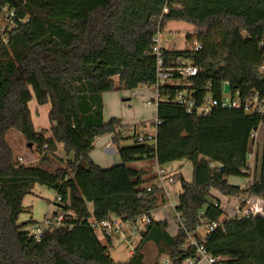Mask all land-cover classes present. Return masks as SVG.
<instances>
[{
    "label": "trees",
    "instance_id": "obj_1",
    "mask_svg": "<svg viewBox=\"0 0 264 264\" xmlns=\"http://www.w3.org/2000/svg\"><path fill=\"white\" fill-rule=\"evenodd\" d=\"M6 9L15 16L11 27L0 31V264H149L142 252L148 241L164 246L169 264H183L194 252L186 246L181 226L171 236L166 221L154 220L131 257L118 263L89 222L111 214L133 220L163 203L164 193L146 190L144 184L152 180L144 171L130 167L141 159L165 166L191 161L193 179H179L175 210L188 231L220 222L205 242L207 251L219 258L216 264H264V209L255 217L224 218L227 212L211 192L230 199L258 196L264 207V143L256 182L246 187L229 182L230 177H246L242 169L253 145L251 135L264 116L223 107L196 116L172 100L159 101L157 144L123 146L121 119L106 121L103 109L104 93L154 84L153 38L171 20L198 30L187 36L195 40L192 48H163L166 62L190 59L199 74L182 85L162 86L163 95L174 97L187 88L202 102L209 93L219 98L222 83L228 82L244 99L255 92L263 97L264 0H0L3 17ZM196 43L201 49H195ZM33 94L38 103H51L49 137L34 128L29 109ZM11 129L37 145L40 164L13 160L6 141ZM118 130L113 142L122 161L101 167L89 156L94 142ZM59 143L73 158L50 171L43 164L55 156ZM256 156L258 167V152ZM37 183L56 190L63 198L59 207L68 213L61 226L48 227L40 239L18 223L23 200ZM106 242L111 244L112 238Z\"/></svg>",
    "mask_w": 264,
    "mask_h": 264
},
{
    "label": "built area",
    "instance_id": "obj_2",
    "mask_svg": "<svg viewBox=\"0 0 264 264\" xmlns=\"http://www.w3.org/2000/svg\"><path fill=\"white\" fill-rule=\"evenodd\" d=\"M5 11V17L10 22L15 16V11H11L9 9H6ZM167 11L168 8L166 7L164 12L166 13ZM161 31L162 30L160 25L157 34L153 38L154 45L152 48V52L157 58L156 80L152 85V87L156 91V98L151 102H147L146 105H151L152 103L158 105L159 101L172 100L179 106L184 107L189 114H193L196 116L206 115L216 107H223L228 109H243L247 114H256L261 117L264 116V96L262 97L258 92H255L252 96L244 99L241 90H236V92H233L230 87L231 90L229 92L225 91L224 86L228 82L222 83V90L219 98H216L211 93H209L202 100V102H198L194 93H192L191 90H188L187 88L178 92L174 97H172L171 95H163L164 93L161 89L162 86L168 84L182 85V81H185L191 76H197L199 74V69L190 59L187 58L180 57L166 62L163 48L160 46L159 35ZM261 46L264 49V38L262 39ZM195 49H201V45L196 43ZM259 71L262 75H264V63L259 67ZM159 123L160 121L158 120V118H156L152 123V125L155 126V131L152 133H138L135 130V134L133 137L134 142L157 144L156 135ZM119 132L121 131L118 130L117 132L112 133V135H118ZM251 139H253L252 146L258 144L257 131H254V133L251 135ZM248 156L247 166L242 169V171L246 174V177L244 178H246L247 182L244 187L254 184L258 179V176L256 174V149L254 151L250 150ZM18 160L22 161L21 157H19ZM176 182V173H174V171H172L168 166L158 163L154 171L153 183L149 184L146 190L148 192L153 191L154 189L161 191L162 193H164V201L160 206L163 208L172 206L175 209L177 204L175 198H177V195L179 196V194L173 191L172 185ZM247 200L248 198L243 197L233 198V203L231 204L232 210L231 212H227L225 217L229 219H240V217H255L263 212L264 207H262V202H258L256 205L249 206L247 205ZM56 201H58L59 204L62 203V196L58 195ZM56 213L57 218L55 220H53L51 218L52 215H50L46 217L42 225H36L35 229H33V235L37 237V239H40L42 237L45 229H47L48 227H52V225L61 226L66 216L68 215V213L62 207H59ZM153 221L154 219L152 217V214L149 213H144L143 215H140L133 220H124L121 216L118 217L115 214H111L108 218L103 219V221L101 222H97L94 218L89 219L92 228L98 234L100 239L102 238L106 241L108 240V238L122 236L127 240L128 245L134 243L135 246H133L131 250L132 252L136 250L143 233L148 229L147 226L150 225ZM175 222L178 226L183 227L184 231L187 233L186 246L188 248L191 247L194 252L193 255H190L188 258L183 260V264H216L219 261V258L212 256L207 251L205 242L207 235L218 228L220 226V222H212L206 225L200 224L197 225V228L195 230L188 231L177 210ZM169 262L170 261H167L166 264H169Z\"/></svg>",
    "mask_w": 264,
    "mask_h": 264
},
{
    "label": "rangeland",
    "instance_id": "obj_3",
    "mask_svg": "<svg viewBox=\"0 0 264 264\" xmlns=\"http://www.w3.org/2000/svg\"><path fill=\"white\" fill-rule=\"evenodd\" d=\"M9 20H7L3 15L0 14V31L4 33L9 27ZM198 29L191 23L185 21L171 20L168 21L164 29L159 35L160 46L165 49L173 48L175 50H184L185 48H192L194 46V41L190 42L187 36H193ZM3 57V56H0ZM119 82L118 77L115 79ZM156 97V91L152 86L139 85L133 90L128 89H118L114 92H107L103 95L104 103V117L106 120L111 118H120L125 124L122 128V134L125 135L124 144L134 145V131L138 133H152L155 131V126L150 125L157 118V108L155 104L150 106H145L148 100ZM130 99V100H124ZM51 103L40 104L37 102L35 95L33 94L32 100L29 102V109L32 113L33 125L39 131H46L47 135L50 136V113ZM257 143L252 146V151L256 149V153H259V163L256 169L257 176L260 175L262 170V156L260 155L262 150L260 145L264 142V123H261L259 129L257 130ZM6 141L13 151V160L16 162H23L25 165L40 164L42 154L39 153L37 145H29L25 137L17 129H11L6 135ZM259 146V147H258ZM97 151L100 150L97 148ZM21 157L22 161L18 158ZM73 154L66 151L64 144H58V149L55 156H52L49 163H44V167L48 170H55L58 166H65L68 162L67 159H72ZM61 160V161H60ZM65 160V161H64ZM121 158L119 156V163H121ZM118 163V164H119ZM86 165L87 163H83ZM130 167L132 164H129ZM237 182H241L242 178L234 179ZM152 182L144 184L145 186L151 184ZM247 183V182H246ZM180 185V184H179ZM245 186V185H244ZM243 186V187H244ZM175 193L180 194L181 189L178 186L177 190H173ZM174 193V194H175ZM57 192L54 189H49L47 186L41 184H35L34 189L31 194L26 195L23 200V205L25 207L22 214L19 216L18 223L22 224L24 230L34 234L36 225H42L46 217L53 214L54 211L58 210L59 202L56 201ZM225 197V196H224ZM226 201L223 202L224 208L230 209L233 203L228 200L229 197H225ZM229 198V199H228ZM248 198L247 205H256L258 202H262L261 198L258 196H244ZM175 200H178V195ZM55 202L57 204H55ZM246 205V204H245ZM168 213H164L163 217L168 221V230L170 234H176L178 231L177 224L175 222L176 210L172 207H168ZM171 211V212H170ZM174 211V212H173ZM228 211V210H227ZM226 211V212H227ZM154 215V214H153ZM158 216L157 214H155ZM170 215V216H169ZM172 216V217H171ZM225 217V216H224ZM160 218V217H159ZM173 218V219H172ZM102 245L109 246V252L111 257L115 262L127 261L132 255V248L134 243L131 245L127 244L125 238L115 236L112 238L111 244H107L105 240L100 239ZM137 244V242H136ZM164 247V246H162ZM161 245L154 244L151 241L145 243L142 248V252L145 254V261L149 264H166L168 261L169 254H166L162 250Z\"/></svg>",
    "mask_w": 264,
    "mask_h": 264
},
{
    "label": "crops",
    "instance_id": "obj_4",
    "mask_svg": "<svg viewBox=\"0 0 264 264\" xmlns=\"http://www.w3.org/2000/svg\"><path fill=\"white\" fill-rule=\"evenodd\" d=\"M165 49V48H164ZM167 50V49H166ZM168 50H172L174 51L175 49L173 48H169ZM104 95V94H103ZM156 97H152L151 100H148L147 102H151L153 100H155ZM124 100H130V99H124ZM154 104V103H152ZM145 106H150V105H146L145 103ZM156 108H157V105H156ZM158 110V108H157ZM104 119L106 120V118L104 117ZM107 121V120H106ZM121 122H122V119H121ZM125 124L122 122V126H124ZM152 125V124H150ZM35 128V127H34ZM37 129V128H36ZM51 134V132L49 133V135ZM125 137V135H124ZM125 140V139H123ZM123 140L120 141V145H126L127 144H124L123 143ZM95 146H94V149L89 153V156L92 160H94V162L96 164H98L99 166L101 167H104V168H109V167H112V166H115L119 163V150H118V146L119 145H116L114 142H113V135L112 133L111 134H105V135H101V137H98L96 140H95ZM264 143V142H263ZM97 148L100 150L99 152L97 151ZM65 161V160H64ZM131 167L134 168V169H139V170H142L144 171V176L147 178V179H151L153 183V179H154V171L156 169V166L158 164V161L156 159H141V160H136V162H133L131 163ZM172 171H174V173H176L177 175V182L175 184L172 185V189L173 190H177L178 186H180V181L179 179L183 176L186 181H191L193 179V167H192V163L191 161H189L188 159H184V160H179V161H175V162H172L170 163L169 165H167ZM60 167V166H58ZM57 167V168H58ZM239 179V178H242L243 180H241V182H237L235 181L234 179ZM230 177L229 178V182L231 184H234V185H241L242 187L244 185H246V178L244 177ZM148 185V184H147ZM213 196L217 197L220 202H221V208H224L223 206V202H225L226 200V196L224 197V195L220 194L218 191L216 190H212L211 191ZM229 199V198H228ZM231 199L228 200V203ZM262 200V199H261ZM91 209H92V206H90ZM169 207V206H168ZM166 207V208H163L161 206H158L156 208H154V211L152 213V217L154 220L156 221H166L168 223V221L165 219V216L163 217L164 213H168L166 211L169 210V208ZM172 207V206H171ZM173 208V207H172ZM225 211L227 212H231L232 208L230 209H227L224 208ZM171 212V211H170ZM174 212V211H173ZM154 214V215H153ZM155 214H157L158 216H156ZM170 216V215H169ZM160 217V218H159ZM172 217V216H171ZM173 219V218H172ZM177 224V223H176ZM168 227V226H167ZM178 227V226H177ZM178 230H179V227H178ZM167 231L168 233L170 234L168 228H167ZM178 233V231L176 232V234ZM176 234H170L171 236H175ZM132 252V251H131ZM133 254V252H132Z\"/></svg>",
    "mask_w": 264,
    "mask_h": 264
},
{
    "label": "water",
    "instance_id": "obj_5",
    "mask_svg": "<svg viewBox=\"0 0 264 264\" xmlns=\"http://www.w3.org/2000/svg\"><path fill=\"white\" fill-rule=\"evenodd\" d=\"M224 89H225V91L226 92H229L231 89H230V85L228 84V83H226L225 84V86H224ZM29 145H31V144H29ZM223 168V166L221 165V167H220V170Z\"/></svg>",
    "mask_w": 264,
    "mask_h": 264
}]
</instances>
